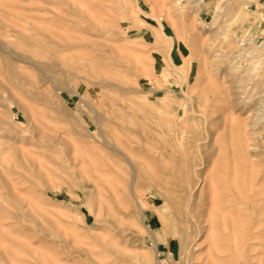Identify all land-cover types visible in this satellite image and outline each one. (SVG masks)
Returning a JSON list of instances; mask_svg holds the SVG:
<instances>
[{"label": "rangeland", "instance_id": "obj_1", "mask_svg": "<svg viewBox=\"0 0 264 264\" xmlns=\"http://www.w3.org/2000/svg\"><path fill=\"white\" fill-rule=\"evenodd\" d=\"M0 264H264V0H0Z\"/></svg>", "mask_w": 264, "mask_h": 264}, {"label": "bare ground", "instance_id": "obj_2", "mask_svg": "<svg viewBox=\"0 0 264 264\" xmlns=\"http://www.w3.org/2000/svg\"><path fill=\"white\" fill-rule=\"evenodd\" d=\"M240 12H241V8H238V9H237V14H238V15H237V21H240V19H241V17H242ZM239 13H240V14H239Z\"/></svg>", "mask_w": 264, "mask_h": 264}]
</instances>
